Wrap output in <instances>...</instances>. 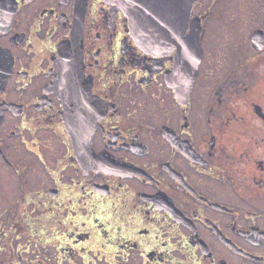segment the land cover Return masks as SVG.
<instances>
[{
	"label": "flooded vegetation",
	"instance_id": "flooded-vegetation-1",
	"mask_svg": "<svg viewBox=\"0 0 264 264\" xmlns=\"http://www.w3.org/2000/svg\"><path fill=\"white\" fill-rule=\"evenodd\" d=\"M186 28L196 74L109 0H0V264H264V0Z\"/></svg>",
	"mask_w": 264,
	"mask_h": 264
},
{
	"label": "water",
	"instance_id": "water-1",
	"mask_svg": "<svg viewBox=\"0 0 264 264\" xmlns=\"http://www.w3.org/2000/svg\"><path fill=\"white\" fill-rule=\"evenodd\" d=\"M124 9L129 18L131 34L137 44L146 52L157 54L168 52L172 47L180 50L177 72L183 68L197 72L196 50L199 47L200 28L186 35L191 7L195 0H109ZM180 4L183 10L180 11ZM175 9V11L173 10ZM191 62V63H190ZM72 65L65 61L63 72L57 79L60 87L72 88ZM67 127L73 134V115L67 112Z\"/></svg>",
	"mask_w": 264,
	"mask_h": 264
},
{
	"label": "rangeland",
	"instance_id": "rangeland-1",
	"mask_svg": "<svg viewBox=\"0 0 264 264\" xmlns=\"http://www.w3.org/2000/svg\"><path fill=\"white\" fill-rule=\"evenodd\" d=\"M215 68H216L215 72H218V71H219V70H218L219 66H215Z\"/></svg>",
	"mask_w": 264,
	"mask_h": 264
}]
</instances>
